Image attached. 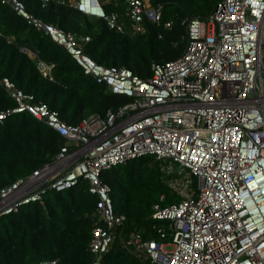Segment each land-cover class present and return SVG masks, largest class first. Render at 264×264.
<instances>
[{
  "label": "built area",
  "instance_id": "2783aa9c",
  "mask_svg": "<svg viewBox=\"0 0 264 264\" xmlns=\"http://www.w3.org/2000/svg\"><path fill=\"white\" fill-rule=\"evenodd\" d=\"M56 1L104 18L121 32L129 31L128 22L133 33L143 32L147 21L162 16L152 0H122L124 12L106 11L104 2L113 0ZM0 2L64 46L108 91L130 98L105 116L92 114L71 124L2 78L15 106L0 111V122L28 111L66 141L52 161L0 188V216L34 201L44 204L49 189L64 191L86 180L97 197L92 264L103 263L115 238L153 264H264V0H221L208 19L192 18L184 54L154 63L148 78L97 62L84 48L89 36L79 39L42 20L22 0ZM39 65L49 73L50 65ZM146 155L169 163L168 173L176 170L174 164L189 174L180 202L153 207L158 237L142 228L125 231L127 217L116 212L111 186L101 178L103 170ZM192 175L198 191L190 186Z\"/></svg>",
  "mask_w": 264,
  "mask_h": 264
},
{
  "label": "trees",
  "instance_id": "16d2710c",
  "mask_svg": "<svg viewBox=\"0 0 264 264\" xmlns=\"http://www.w3.org/2000/svg\"><path fill=\"white\" fill-rule=\"evenodd\" d=\"M22 1L42 20L75 33L79 39L89 36L84 48L97 62L127 67L148 78L154 63H166L184 54L188 22L196 17L208 19L221 0H152L162 7L161 20L147 21L145 31L139 33L130 28L126 32L110 28L104 18L89 16L67 2ZM104 6L107 12L124 9L114 0L104 2ZM40 62L51 66L48 74L42 71ZM4 77L32 93L36 101L57 110L71 124L92 114L105 116L130 100L108 91L105 84L85 74L64 46L36 29L10 5L0 2V111L15 106L1 82ZM65 141L28 111L8 115L0 122V188L52 161ZM160 162L146 155L101 172V178L111 186L116 212L127 217V233L142 228L144 234L158 237L153 229L154 205L183 199L172 185L182 175L178 170L168 173V163L160 167ZM76 186L69 192L49 189L44 204L34 201L22 205L17 212L0 216V264H38L50 259L57 264H92L90 241L97 220V197L89 191L88 181L81 180ZM190 186L198 191L193 175ZM158 224L163 225L162 221ZM102 264L153 263L132 255L115 238Z\"/></svg>",
  "mask_w": 264,
  "mask_h": 264
},
{
  "label": "rangeland",
  "instance_id": "374dc122",
  "mask_svg": "<svg viewBox=\"0 0 264 264\" xmlns=\"http://www.w3.org/2000/svg\"><path fill=\"white\" fill-rule=\"evenodd\" d=\"M123 6V8H125V5L123 4L122 5ZM129 23V22H128ZM128 28H130L131 29V27H130V23H129V25H128ZM166 161H161L160 162V167H165L164 166V163H165ZM167 163V162H166ZM168 165H169V163H168ZM167 168V167H166ZM173 169H176V170H178L179 172H182V176L181 177H179V178H177V179H174V181H173V186H175L178 190H179V192H181V193H187V187H186V185H185V178L186 177H188V173H187V171H185V170H183L181 167H179L178 165H174L173 164ZM76 188H79V185L78 186H76ZM70 187H67L66 189H65V191L66 192H69L70 191Z\"/></svg>",
  "mask_w": 264,
  "mask_h": 264
},
{
  "label": "crops",
  "instance_id": "0c3cea01",
  "mask_svg": "<svg viewBox=\"0 0 264 264\" xmlns=\"http://www.w3.org/2000/svg\"><path fill=\"white\" fill-rule=\"evenodd\" d=\"M116 3H118V6H122L124 3H123V1L122 0H114ZM124 10H125V8L123 9V11L122 12H124ZM129 25V23H127V26Z\"/></svg>",
  "mask_w": 264,
  "mask_h": 264
}]
</instances>
